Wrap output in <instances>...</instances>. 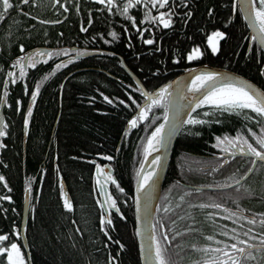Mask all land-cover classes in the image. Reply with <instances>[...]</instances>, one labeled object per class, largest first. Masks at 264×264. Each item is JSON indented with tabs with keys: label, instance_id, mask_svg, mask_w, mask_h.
Listing matches in <instances>:
<instances>
[{
	"label": "trees",
	"instance_id": "obj_1",
	"mask_svg": "<svg viewBox=\"0 0 264 264\" xmlns=\"http://www.w3.org/2000/svg\"><path fill=\"white\" fill-rule=\"evenodd\" d=\"M10 1L13 8L2 13L0 22V264H7L4 251L13 244L25 258L16 231L26 190L30 264H140L133 189L166 101L162 92L136 116L144 99L120 59L148 92L181 70L199 66L234 72L264 91V54L249 41L235 0H172L163 12L168 22L157 31L150 17L154 12L147 11V34L152 32L153 40L146 45L134 34L125 37L106 16L93 14L88 25L86 9L81 23L73 12L60 21L51 19L54 12L48 14L44 0ZM256 3L264 11V0ZM55 12L62 14L59 8ZM109 29L117 31L115 41L103 37ZM214 34L221 35L217 41L211 39ZM103 40L110 43V54L61 61L68 47L99 50ZM55 47L58 52L34 54V65L23 69L28 51ZM196 114L199 123L186 126L174 143L153 218L162 264L216 260L232 250L233 243L223 239L235 232L236 222L237 248L264 244V165L258 164L237 188L227 189L229 195L237 191V200L224 199V190L215 189L230 183L220 181L225 170L210 176L199 169L223 143L264 152V117L235 106L207 107ZM99 158L111 159L108 194L121 217L109 213L106 219L97 200L95 169L105 164ZM249 166L248 158H237V181ZM221 207L237 208V218ZM241 264H264V250L249 252Z\"/></svg>",
	"mask_w": 264,
	"mask_h": 264
},
{
	"label": "water",
	"instance_id": "obj_2",
	"mask_svg": "<svg viewBox=\"0 0 264 264\" xmlns=\"http://www.w3.org/2000/svg\"><path fill=\"white\" fill-rule=\"evenodd\" d=\"M235 6L238 8V11L248 30L249 41L253 40L259 50L264 54V33L258 26V11L255 9L253 0H235L234 7ZM220 36V34H214L211 39L217 41ZM49 52L50 50L46 48H35L28 51L22 60L23 69H26L29 58H31L34 54L39 53L42 55H47ZM97 54L99 53H84L77 56V58L88 57ZM122 67L131 78V80L137 85L144 99L143 103L139 106L136 112V116H138L140 111L144 107L148 106L151 101L156 100L159 94L162 92H164V99L166 101L164 117L165 121L159 127L162 128V126L164 125L161 130L160 144L157 149L150 150L148 152V155L139 171L138 178L133 190V215L139 263L160 264L158 254L155 250V242L153 236V218L156 207L161 197L162 185L170 161L172 149L179 132L185 124L186 119L188 118L192 110L200 103V101L205 96H207L214 90L227 87H234L243 90L244 92L249 94L264 111V91L255 83L234 72L220 68L199 66L189 70H184L181 74L174 77L157 90L148 92L123 64ZM76 72L70 73L65 78V80ZM201 76H208V78L198 87L191 90V87L195 80H197ZM33 101L34 96L30 99L28 110L30 109ZM3 105L4 99L2 98L0 101V133L2 131L3 125ZM128 128L129 126L126 127V129ZM158 129H156L155 132ZM155 132L153 133V135L155 134ZM23 140H25V136ZM235 152L236 153L234 154V156L246 157L253 160L247 173L239 181H237L236 184L238 185L252 174L258 163L264 164V154H254L245 147H237V149H235ZM102 160L107 163L111 161L110 158H103ZM154 160L156 164L153 173L151 174L147 182L144 185H141L145 171L149 168L150 164ZM95 174L97 193L104 216L107 218L108 212L120 216L117 208L113 206L108 195L110 178L112 175V171L109 165H104L100 170V174L96 169ZM60 184L62 198L66 204H69L70 198L67 189L62 181H60ZM27 211L28 195L27 192H25L23 201V216L19 233L21 245L26 254L27 264H30L27 243L24 237V227L27 219ZM261 249H264V247L252 246L248 249H245L240 254L243 255L245 252Z\"/></svg>",
	"mask_w": 264,
	"mask_h": 264
},
{
	"label": "flooded vegetation",
	"instance_id": "obj_3",
	"mask_svg": "<svg viewBox=\"0 0 264 264\" xmlns=\"http://www.w3.org/2000/svg\"><path fill=\"white\" fill-rule=\"evenodd\" d=\"M28 1L30 0H22V3H26L25 5H27ZM171 1L172 0H44L46 8L48 10L47 11L48 14L49 12L52 11L54 12L51 15L52 16L51 19L57 18L58 20L63 21L67 19V16L68 17L70 16L71 12H73L75 16H78L79 21L81 23L82 10L86 9L84 15L87 18L88 25L92 23L93 14L106 16L115 23L116 27L121 28L125 37L130 39L131 37L130 35L134 34V36L142 45H146V42L148 40L149 41L153 40V37L151 36L152 32H148L147 34L148 24L146 23V19H145L147 16L146 15L147 11L151 13L154 12V14L150 16L153 19L154 29L155 27L159 28L162 25L166 26L168 20L164 19L163 12L171 4ZM253 1L255 8L259 10L257 8V3H256V1L258 0H253ZM9 4H11L10 0H0V22L4 19L2 17H5L2 15V13L8 10L9 8H13L12 6H9ZM56 8H59V10L62 12L61 15L60 13L58 15L56 14L55 12ZM260 11L264 14L263 10ZM47 24L50 25V23ZM155 31L157 30L155 29ZM81 34H83V32H81ZM148 36L149 39H143L144 37L146 38ZM103 37H111L113 41L115 37H118V34L115 29H111V30L109 29L107 31V34L105 36L103 35ZM100 38H102V36H100ZM109 44L110 43L108 41L103 40L102 42L103 47L99 50L88 49L87 46L83 47L82 44L73 47H68L67 48L68 52L66 53L68 57L62 59L61 61L62 62L68 61L74 55H78L80 53H85V52L98 51L100 52V55L110 54L111 52L108 51ZM46 49H49L50 53H53V51L58 52L60 48L55 47V48H46ZM184 70H189V69L181 70L179 73L174 75L168 81L181 74ZM196 111H198V109L196 108L193 109L189 117L192 118L196 117L197 116ZM187 126H190V124L188 123ZM185 127L182 129L181 133L186 130ZM216 149L217 150L213 151L211 155H206L208 156L209 159L206 158L205 164L202 165V167H200L199 169L201 171L207 172L208 174H210V176H214V175L216 176L217 173L221 172V170H219L217 165L223 163L224 168H222V170L223 169L225 170V174L220 181L222 182L230 181V183L221 185L218 188L216 186L215 189L224 190L223 191L224 199H228V197H232L237 200V191H234L232 192V194L229 195V193L232 190L230 191L227 190L228 188H234V189L237 188V185H233L237 182V156H234V154L236 153L235 149H237V143H230V144L223 143L222 145L218 146ZM259 153L264 154V152H258V153L254 152V154H259ZM248 160H250V163H252L253 161L252 159L249 158ZM257 166L258 164L256 165V167ZM220 210L224 213L234 215L237 218V208L233 209V208L221 207ZM259 221L261 223L263 222V220H259ZM234 227H235V232L234 233L231 232L229 237L223 239L224 242L233 243L232 250L224 255L216 257L217 258L216 260L210 261L208 263L205 262L204 264H241V262L245 258V255L248 254L249 252H252V251H248L245 252L243 255L240 254L242 251L247 249L251 244L237 248V222L234 225ZM162 235L164 237L166 236L164 232L162 233ZM231 237L234 238L230 239ZM259 245H264V244H259ZM158 255L160 257L159 250H158Z\"/></svg>",
	"mask_w": 264,
	"mask_h": 264
},
{
	"label": "bare ground",
	"instance_id": "obj_4",
	"mask_svg": "<svg viewBox=\"0 0 264 264\" xmlns=\"http://www.w3.org/2000/svg\"><path fill=\"white\" fill-rule=\"evenodd\" d=\"M257 23H258V26H259V28L261 29V31L264 33V16L262 15V14H260V13H257ZM85 53H99V54H97V55H91V56H99L100 55V52H98V51H93V52H85ZM81 54H84V53H80V54H78V55H74L73 57H71V59L70 60H77V59H80V58H86V57H79V58H77V56H79V55H81ZM68 57V56H67ZM88 57H90V56H88ZM117 58L118 59H120L118 56H117ZM120 63H121V66H122V64H123V62H122V59H120ZM124 65V64H123ZM125 66V65H124ZM126 67V66H125ZM123 68V67H122ZM127 68V67H126ZM128 69V68H127ZM129 70V69H128ZM90 71H94V69H91ZM76 72V71H75ZM72 73V72H71ZM70 74V73H69ZM68 74V75H69ZM68 75H66L65 76V78L68 76ZM74 75V74H73ZM72 75V76H73ZM128 75V74H127ZM72 76H70V77H68V79L69 78H71ZM65 78L63 79V81L65 80ZM130 78V77H129ZM207 78H208V76H201L200 78H198L197 80H195V82L193 83V85H192V87H191V90L192 89H194V88H196V87H198L200 84H202L205 80H207ZM131 79V78H130ZM67 80V79H66ZM63 81H62V83H63ZM34 97H35V95H33ZM32 96V97H33ZM60 96V95H59ZM200 103L201 104H203V105H208V106H212V107H223V106H236V107H240V108H245V109H248V110H251V111H254V112H257V113H259L260 115H262L263 117H264V111H263V109L255 102V100L249 95V94H247L246 92H244L243 90H240V89H237V88H234V87H227V88H221V89H217V90H214V91H212L211 93H209L207 96H205L201 101H200ZM27 112H28V108H27ZM196 119H198L197 120V123H199V118L198 117H195ZM164 122H162V124H163ZM191 125V124H190ZM129 127H130V125H128ZM128 126H126V127H128ZM164 126V125H163ZM185 126H183L182 127V129L184 128ZM24 128H25V131H26V126H24L23 127V137H22V143H23V149H24V146H25V140H23V138H24V136H25V139H26V135H25V131H24ZM126 129V128H125ZM129 129V128H128ZM128 129H126V130H128ZM182 129H181V131H182ZM161 130H162V128H159L156 132H155V134L153 135V136H151V138H149L148 139V143H147V145H148V151H147V155H148V152L150 151V150H155V149H157L158 148V146H159V144H160V138H161ZM181 131L179 132V134L181 133ZM179 134H178V136H179ZM177 136V137H178ZM177 139V138H176ZM176 141V140H175ZM230 142H232V141H230ZM240 147H244V146H240ZM245 148H247V147H245ZM247 149H249V148H247ZM251 151V150H250ZM252 152V151H251ZM252 153H254V152H252ZM259 154H262V153H259ZM147 155H146V157H147ZM237 158H239V159H242L243 157H237ZM99 159H103V158H99ZM146 159V158H145ZM145 161V160H144ZM105 162V161H104ZM144 163V162H143ZM106 164H108L109 165V162L107 163V162H105V164L104 165H106ZM155 164H156V162H155V160L150 164V166H149V168L145 171V173H144V175H143V179H142V182H141V185H144L146 182H147V180L149 179V177L151 176V174L153 173V171H154V169H155ZM251 164L252 163H250V166H251ZM258 164H260V165H264V164H262V163H258ZM103 165V166H104ZM143 165V164H142ZM102 166V167H103ZM218 166V168H219V170H221V171H223L222 170V168H224V164L223 163H221L220 165L218 164L217 165ZM250 166H249V168H250ZM101 167V168H102ZM142 167V166H141ZM101 168L100 169H97L98 170V172H99V174H100V170H101ZM218 168H216V169H218ZM249 168H248V170H249ZM96 170V169H95ZM247 170V171H248ZM112 171V170H111ZM247 173V172H246ZM245 173V174H246ZM244 174V175H245ZM96 175V174H95ZM243 175V176H244ZM242 176V177H243ZM241 177V178H242ZM111 178H112V175H111ZM111 178H110V182H111ZM137 178H138V176H137ZM240 178V179H241ZM249 178V177H248ZM247 178V179H248ZM239 179V180H240ZM247 179H245V180H247ZM238 180V181H239ZM244 180V181H245ZM60 181H62L63 182V180L62 179H60ZM60 181H59V185H60V187H61V184H60ZM64 183V182H63ZM237 183V182H236ZM235 183V184H236ZM241 183H243V182H241ZM240 183V184H241ZM95 184H96V176H95ZM235 184H233V185H235ZM65 185V184H64ZM237 185V184H236ZM135 186V185H134ZM66 187V186H65ZM193 188H195V189H197V190H209V189H211L210 187H193ZM134 190V189H133ZM96 191H97V187H96ZM25 192H27V195H28V190H26ZM25 192H24V196H25ZM108 192H109V190H108ZM109 195V194H108ZM24 196H23V201H24ZM110 198V197H109ZM97 200L99 201V197H98V193H97ZM99 203H100V201H99ZM112 203V202H111ZM100 206H101V204H100ZM114 206V205H113ZM118 210V209H117ZM28 212H29V195H28V211H27V217H28ZM103 212V211H102ZM109 213H111V212H108V216H109ZM118 213H119V211H118ZM113 214V213H112ZM104 215V214H103ZM120 215V214H119ZM22 216H23V202H22ZM22 216H21V222H22ZM105 217V216H104ZM118 217H121V216H118ZM133 217H134V215H133ZM106 218V217H105ZM106 219H108V217L106 218ZM21 222H20V226H21ZM26 223H27V219H26ZM20 226H19V228L17 229V231H16V233H17V235H18V240H19V242H20V245H21V241H20ZM154 226V225H153ZM25 227H26V224H25ZM25 227H24V230H25ZM135 227V226H134ZM154 236V235H153ZM25 237V236H24ZM26 240V239H25ZM154 242H155V239H154ZM26 243H27V241H26ZM252 246H263L264 247V245H250L248 248H250V247H252ZM21 247H22V245H21ZM247 248V249H248ZM23 249V248H22ZM27 250H28V248H27ZM155 250H156V252H157V254H158V251H157V248H156V244H155ZM261 250H264V249H261ZM24 251V250H23ZM5 253V252H4ZM24 254H25V251H24ZM28 254H29V252H28ZM158 257H159V255H158ZM25 258H26V254H25ZM159 260H160V257H159ZM29 261H30V259H29ZM26 262H27V259H26ZM159 262V261H158ZM160 264H162V262H161V260H160Z\"/></svg>",
	"mask_w": 264,
	"mask_h": 264
},
{
	"label": "rangeland",
	"instance_id": "obj_5",
	"mask_svg": "<svg viewBox=\"0 0 264 264\" xmlns=\"http://www.w3.org/2000/svg\"><path fill=\"white\" fill-rule=\"evenodd\" d=\"M34 63H35L34 58H32L29 62V65L33 66ZM207 107H208V105H203V104L199 103L195 108L196 109H203V108H207ZM225 107L229 108L230 106H225ZM236 108L237 107L235 106V109ZM204 116H206V115L204 114ZM197 120L198 119H196L195 117L194 118L189 117L188 123L189 124H196ZM4 252L6 254L7 264H25L26 261H25V258L22 254V251H21L19 245L13 244V245L9 246Z\"/></svg>",
	"mask_w": 264,
	"mask_h": 264
}]
</instances>
